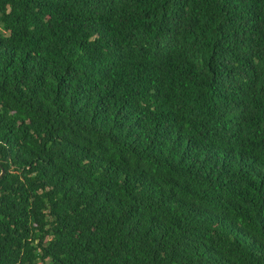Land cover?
I'll return each instance as SVG.
<instances>
[{
  "label": "trees",
  "instance_id": "trees-1",
  "mask_svg": "<svg viewBox=\"0 0 264 264\" xmlns=\"http://www.w3.org/2000/svg\"><path fill=\"white\" fill-rule=\"evenodd\" d=\"M264 264V0H0V264Z\"/></svg>",
  "mask_w": 264,
  "mask_h": 264
},
{
  "label": "rangeland",
  "instance_id": "rangeland-1",
  "mask_svg": "<svg viewBox=\"0 0 264 264\" xmlns=\"http://www.w3.org/2000/svg\"><path fill=\"white\" fill-rule=\"evenodd\" d=\"M41 264V263H40Z\"/></svg>",
  "mask_w": 264,
  "mask_h": 264
}]
</instances>
